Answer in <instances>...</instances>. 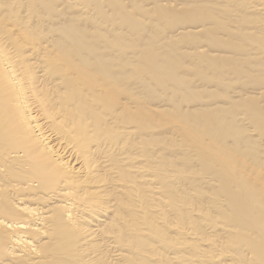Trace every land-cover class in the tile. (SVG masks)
<instances>
[{"label": "bare ground", "instance_id": "1", "mask_svg": "<svg viewBox=\"0 0 264 264\" xmlns=\"http://www.w3.org/2000/svg\"><path fill=\"white\" fill-rule=\"evenodd\" d=\"M40 1L0 0V264H264V216L255 201L264 194V139L245 118L261 121L264 87L242 82L238 91L216 93L211 83H227L215 71L189 89L203 93L207 107L188 105L185 114L242 109L228 118L260 153L249 168L225 175L200 176L194 152L162 136L164 121L152 119L170 109L141 102L150 80L168 92L167 80L188 67L183 61L219 57L212 46L229 44L227 34L210 38L217 22L191 8L222 13L245 4L261 13L256 28L264 40V0H64L51 7L60 15L67 6L72 19L91 22L88 41L82 24L41 16ZM103 2L118 12L104 15L108 24L91 18L90 6ZM151 12L164 24L142 15ZM232 18L229 34L258 37L236 26L238 14L225 22ZM141 26L143 41L130 39ZM184 40L195 46L169 52ZM170 150L176 154L167 156ZM182 155L189 166L181 171Z\"/></svg>", "mask_w": 264, "mask_h": 264}, {"label": "rangeland", "instance_id": "2", "mask_svg": "<svg viewBox=\"0 0 264 264\" xmlns=\"http://www.w3.org/2000/svg\"><path fill=\"white\" fill-rule=\"evenodd\" d=\"M183 2L187 1L184 0ZM61 3H64V0H59L57 3H51L49 0H41L40 4L38 3L40 6L38 5L37 8L42 12L40 15L45 19L52 20L54 18H60V23L55 22L56 24H61L63 21H69L75 26H80L82 24L84 26L81 25L83 28H87L82 38L88 41L92 33H95L90 30V28H94L91 22L88 25L85 22L80 23V21L72 19L73 15H75V13H73L74 10L67 6L62 8V14H55L51 10V7L57 6ZM87 3V0H80L81 5ZM222 3L231 4L233 6L232 3H227L226 1H222ZM90 7L94 9L91 18L98 17L107 24L109 22L104 18V15L108 14L110 16L118 13L111 7H105L104 2L97 7L93 5ZM127 11L129 14H133L131 8L127 7ZM190 11L200 14L209 22H217L213 34L209 35V37L211 38L213 35L222 37L227 34L230 37L229 40L226 38V40L229 41V44L217 42L215 43L216 46H212L216 50V53H218L219 57L203 56L200 57V60L190 59L183 61L188 67L182 71L176 70L174 80H167L168 92L163 90V88L156 84L154 80H150V88L145 91L148 98H145L141 102L147 104L150 99L152 107L163 105L170 109V112L165 113V115L161 117L158 114H152V119L155 122H157L159 118L164 121L160 129L162 136H173L175 144H181L188 152H194V163L197 165L196 168L199 169L200 176H212L213 173L225 175L232 169H247L252 166L260 152L247 147L250 142L247 133L241 131L236 120H230L228 118L234 117L235 113L242 112L241 108L227 104L223 108L224 114H219L214 110L200 114H185L183 110H185L188 105L191 108L207 107V105L201 102L203 93H191L189 89L193 88L209 73L215 71L222 74L227 83L225 88H218L216 84L211 83L210 89L214 90L216 93L226 95V93L232 90L238 91V87L242 82L255 88L264 87V40L259 38L262 35L258 33L256 28V24L259 22L257 18L262 17V15L257 11L246 10L245 4L234 7L228 6V9L222 13L212 11L207 5H200L198 8H191ZM233 14H238L242 18V22L239 21L236 26L240 29L250 28L256 32L258 37H245L240 33L229 34L225 27L227 26L226 24H231L234 21V18L230 21H225L229 18V15ZM120 15H123V13H120ZM142 15L153 18V23L155 25L159 21L161 22L157 24L158 26L164 24V20L154 16L153 12ZM218 18L221 21L218 20ZM125 24L133 27L131 22H126ZM110 29H114V27L111 26ZM144 29L145 28L141 26L140 30H135L129 38L134 39L136 42L143 41L146 35L143 32ZM97 30L99 32H104L109 37L112 35V33H108L102 27L97 28ZM138 32L142 35L137 36ZM160 40L161 39L158 38L157 40H153L152 43L158 46ZM194 46V44L188 43L184 40L179 45H170L168 48L169 52H172L178 48L188 50V48ZM209 52L212 53V50ZM249 52L260 54V56L249 55ZM207 66H213L214 68L207 70ZM145 77L150 78V76L144 75L140 76L139 79ZM125 82L131 83L132 81L126 80ZM150 93H153V95L150 96ZM126 96L128 95L124 92L121 99H126ZM218 101L222 104L228 102L226 98H219ZM211 102L212 101H209L208 103ZM245 118L247 119L249 126L255 128L257 133L264 139V112L260 115L261 121L257 120V118L250 113H247ZM208 121H210L209 124H207ZM191 123H195L197 129L192 128ZM185 133L188 135H185ZM195 139H198L199 144H197ZM174 153L173 150L166 152L167 156ZM226 162L229 163V167ZM180 163L181 171L184 166H189V163H187L185 158L180 161ZM182 178L186 179L188 186L191 187L192 176L190 174H185ZM262 187L264 188V186ZM255 201L261 203L264 214V194H258ZM263 214L261 218H263Z\"/></svg>", "mask_w": 264, "mask_h": 264}]
</instances>
